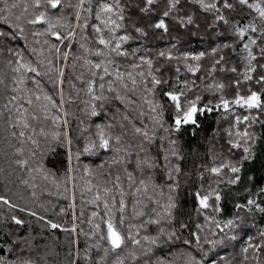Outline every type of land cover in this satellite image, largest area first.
Here are the masks:
<instances>
[{
	"label": "snow or ice",
	"instance_id": "obj_1",
	"mask_svg": "<svg viewBox=\"0 0 264 264\" xmlns=\"http://www.w3.org/2000/svg\"><path fill=\"white\" fill-rule=\"evenodd\" d=\"M0 264H264V0H0Z\"/></svg>",
	"mask_w": 264,
	"mask_h": 264
}]
</instances>
